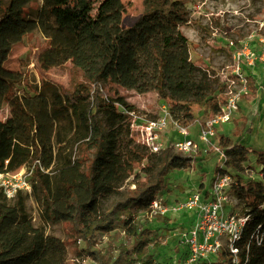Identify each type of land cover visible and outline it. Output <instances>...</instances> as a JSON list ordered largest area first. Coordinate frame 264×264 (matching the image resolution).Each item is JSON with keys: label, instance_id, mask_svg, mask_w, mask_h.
<instances>
[{"label": "trees", "instance_id": "16d2710c", "mask_svg": "<svg viewBox=\"0 0 264 264\" xmlns=\"http://www.w3.org/2000/svg\"><path fill=\"white\" fill-rule=\"evenodd\" d=\"M191 1L145 0V10L124 28L121 0H0V111L8 108L0 117V170L38 160L31 194L40 196L44 210L34 226L27 194L7 199L0 192V264H67L64 243L45 233L55 221L70 224L72 237L85 244L83 255L95 264H153L147 246L154 233L142 227L139 213L151 211L164 177L186 168L189 159L168 147L159 155L138 148L128 137L134 106L120 91H155L170 118L183 125L197 112L218 113L224 99L219 75L191 60L180 30ZM35 29L46 38L34 55L41 76L22 90L23 76L4 63L12 46ZM65 63L82 78L70 89L45 74ZM245 78L254 93L255 79ZM243 139L220 136L219 145L229 166L252 153L259 167L255 177L239 175L232 185L246 221L214 261L201 264H264V145L250 151ZM73 147L75 156L64 155ZM214 172L221 174L220 167ZM122 190V199L103 208ZM115 230L132 243L94 248Z\"/></svg>", "mask_w": 264, "mask_h": 264}, {"label": "rangeland", "instance_id": "374dc122", "mask_svg": "<svg viewBox=\"0 0 264 264\" xmlns=\"http://www.w3.org/2000/svg\"><path fill=\"white\" fill-rule=\"evenodd\" d=\"M121 2L123 4L121 24L126 28L145 10V0H121ZM186 6L188 19L180 26V30L188 39L191 60L201 67L213 70L225 80L234 79L237 87L240 83L233 74L235 61H240L239 72L242 75L253 74L255 77L256 91L251 93L247 88V92L241 95L238 110L233 114L232 119L216 127V134L213 138L215 143L220 136L233 140L241 134L244 136V144L250 151L261 149L264 145V0H193ZM45 43V36L39 29H35L12 46L4 66L20 72L23 76L24 82L18 86L19 89L23 90L25 82L34 84L39 82L41 74L35 67L34 55L36 50ZM247 61L253 62L248 64ZM45 74L68 89L76 81L82 79L81 75L74 72L68 63L52 66ZM120 92L134 106L128 137L138 148L146 147L144 151L148 153L159 155L167 147L173 153H178L173 145L179 139L178 127L184 126L189 135L198 140L199 124L210 115L197 112L195 119L186 125L170 118L165 128L155 132L158 139L151 141L147 139L142 130L144 120L157 119L164 109L168 111V106L153 90L145 93H137L133 90ZM7 113L8 108L4 106L0 111V117L6 116ZM153 142L159 146L158 150H153ZM67 154L75 156L76 149L73 147L64 155ZM180 156L189 159L188 166L170 170L164 177L163 189L156 195L154 200L156 203H152L151 211L139 213L138 220L142 227H148L154 233L150 236L151 240L147 246L148 252L153 255V264H201L203 260L214 261V253L218 252L221 247L230 245L232 240L226 234L220 236L219 246L215 252L208 251L204 256H199L189 262L190 248L185 238L189 237V232L196 219V211L192 208L178 211L174 209L194 190H200L202 194L209 195L213 176L216 175L214 168L218 166L221 173H226L231 177L226 187L227 201L223 205L224 210L238 216L243 215L242 205L232 188L233 182L238 179L239 175L243 178L255 177L259 169L252 153L249 154L247 161L237 163L234 168L220 159L212 146L201 143H198L197 148L191 150L189 154H180ZM140 177L148 178L143 174H140ZM31 191L32 186L29 192L23 193L27 194L26 211L31 222L36 226L40 224V216L44 210L40 196L32 195ZM123 194L124 190L121 194L107 197L102 202L103 208L122 199ZM70 228L68 222L55 221L47 225L45 233L64 243L63 257L67 264L76 262L95 264L83 255L85 244L80 239L72 237ZM119 243L130 245L132 239L122 230H115L101 235L94 248L112 251Z\"/></svg>", "mask_w": 264, "mask_h": 264}, {"label": "built area", "instance_id": "2783aa9c", "mask_svg": "<svg viewBox=\"0 0 264 264\" xmlns=\"http://www.w3.org/2000/svg\"><path fill=\"white\" fill-rule=\"evenodd\" d=\"M236 65L233 69V74L239 81V87L235 85L234 79H224L219 76L220 83L224 86V99L221 103L220 110L214 115H208L200 124L198 130V140L192 138L184 126H179L177 133L179 139L173 144L177 149L178 154H189L191 150H195L198 143L206 146H212L217 152L219 158L223 161L226 155L220 147L219 139L217 143L214 141L216 127L228 123L235 112L238 110V102L242 94L247 92L246 78L240 70V61H235ZM253 61H247L251 64ZM234 63V61H233ZM224 80H222V79ZM170 119L169 112L164 109L163 113L157 119L144 120L142 127L147 139L153 141L158 139L155 132L161 131L166 127ZM156 143V142H155ZM154 142L153 150H158ZM7 162V161H5ZM38 160L27 163L20 168L5 172L0 170V192L7 198H13L18 192H29L31 190L32 181L31 174L33 167ZM231 177L226 173L217 174L214 176L209 195H204L200 190H194L186 198L179 203L174 211L181 209H195L196 219L193 227L189 232V237L185 238L189 249V262L195 260L199 256H204L208 251H214L218 248V238L224 234L233 241L238 237V234L246 221L245 215L231 214L224 210V203L227 201L226 187L230 182ZM156 202L154 201L153 204Z\"/></svg>", "mask_w": 264, "mask_h": 264}, {"label": "crops", "instance_id": "0c3cea01", "mask_svg": "<svg viewBox=\"0 0 264 264\" xmlns=\"http://www.w3.org/2000/svg\"><path fill=\"white\" fill-rule=\"evenodd\" d=\"M251 76L255 79V77L253 76V74H251Z\"/></svg>", "mask_w": 264, "mask_h": 264}]
</instances>
